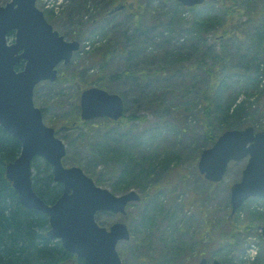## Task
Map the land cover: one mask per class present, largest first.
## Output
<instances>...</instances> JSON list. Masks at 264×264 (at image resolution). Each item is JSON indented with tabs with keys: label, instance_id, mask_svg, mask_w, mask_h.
I'll return each mask as SVG.
<instances>
[{
	"label": "rangeland",
	"instance_id": "obj_1",
	"mask_svg": "<svg viewBox=\"0 0 264 264\" xmlns=\"http://www.w3.org/2000/svg\"><path fill=\"white\" fill-rule=\"evenodd\" d=\"M7 1L0 0V5ZM230 1L203 0L193 6L178 0L37 3L55 29L79 42L71 61L58 65V79L38 83L33 97L44 122L66 145L64 165L80 167L116 195L134 191L139 197L129 201L126 215L97 214L106 227L116 221L127 225L129 238L116 246L121 264H198L206 255L220 264H264L260 237L253 230L239 232L249 224L253 203H264V197L249 198L238 209V245L221 248L218 242L219 230L231 229L224 235L227 243L234 232L226 218L230 186L240 179L247 158L231 162L217 183L207 181L197 166L201 151L213 144L204 137L207 121L214 134L246 126L264 131V0ZM118 4L124 7L104 16ZM195 6V11L210 16L203 25L194 26V11L186 10ZM229 6L233 14L225 15L223 8ZM90 37L94 38L85 49L82 41ZM109 40L123 51L115 50L100 69L98 52ZM131 67H141V76L130 75ZM148 69L161 76L143 78L142 71ZM216 72L220 74L215 77ZM213 77L216 92L208 102V114L205 88ZM94 86L122 95V118L105 128L101 118L93 119V129L83 123L66 126L75 112L85 121L79 97ZM189 89L193 91L185 93ZM225 105L229 116L223 124L220 113ZM105 137L108 151L132 147L129 151L143 162L151 153L154 164H149L144 182L136 178L126 189L113 190L120 168L112 169L120 164L93 155V146L102 145ZM152 189L157 190L155 203H148Z\"/></svg>",
	"mask_w": 264,
	"mask_h": 264
},
{
	"label": "water",
	"instance_id": "obj_2",
	"mask_svg": "<svg viewBox=\"0 0 264 264\" xmlns=\"http://www.w3.org/2000/svg\"><path fill=\"white\" fill-rule=\"evenodd\" d=\"M186 6L203 0H178ZM114 6L110 13L122 9ZM13 33V40H8ZM79 47L76 40H66L46 20L36 0H9L0 5V127L21 143L20 154L6 164L5 173L18 194L20 203L45 213L52 239L85 259L89 264H121L117 243L129 238L122 221L101 226L96 214L101 211L126 215L129 201L138 199L134 191L113 194L87 176L78 166H64L65 143L42 119L34 104L35 86L41 81L54 82L60 63L70 62ZM24 65L17 69L21 61ZM80 117L85 120L107 117L118 120L123 115L122 97L100 87L83 90L79 97ZM34 157L45 159L52 167L53 179L62 184L61 195L46 203L32 188L31 163ZM247 158L241 177L230 187V203L235 210L247 198L264 197V131L252 126L227 129L213 144L201 151L198 171L210 182H219L230 161ZM200 264H206L202 259ZM212 264H219L215 259Z\"/></svg>",
	"mask_w": 264,
	"mask_h": 264
},
{
	"label": "trees",
	"instance_id": "obj_3",
	"mask_svg": "<svg viewBox=\"0 0 264 264\" xmlns=\"http://www.w3.org/2000/svg\"><path fill=\"white\" fill-rule=\"evenodd\" d=\"M229 2L231 3L230 0ZM179 6L185 8L180 4ZM195 8L196 6L186 7V10L194 11V26L203 25L209 20L210 16L203 15V13L201 14L199 10L195 11ZM223 10L225 15L233 14L230 6L225 9L223 8ZM108 15H110L109 12L104 14V16ZM92 39L93 38L90 37L87 40L92 42ZM112 42L114 41L109 40L108 43H106L107 46L101 52H98V56L100 57L97 61L100 69H104L108 58L111 57L115 50L123 51V49H120L121 46L113 47L112 45L114 43L112 44ZM126 53L128 57L132 55L131 52L127 51ZM23 65L24 61L21 60L16 65V68L21 69ZM141 70V67H131L129 72L132 76H136L137 73L141 76ZM145 72L146 73H143L142 71L141 73L143 78L149 75L150 78L161 76L158 72L151 71V69L145 70ZM124 73L128 74L127 72ZM219 74L220 72H216L214 73V76L216 77ZM99 86L104 87L102 84ZM192 91L193 90L189 89L185 93L189 94ZM213 92H216L214 77L211 78L210 84L205 88L204 100L206 105L204 110L207 111L208 114H210L208 102ZM225 107L226 105L223 106L220 113L221 123L223 124L227 122L229 116L225 113V109H227ZM78 116L79 114L75 112L71 119H67L69 122H67L66 126L75 127V124L83 123L90 125L89 129L96 127L94 122H92L93 120H90V122L81 121ZM101 119H103V123L100 125L101 127L105 128L108 127L110 123H113L112 120L106 118ZM204 125V129H206L204 131V137L212 144L219 134H214L212 132V124L210 122L208 123L207 121ZM55 134L57 135L56 130ZM93 147L94 159H114L117 161L116 163L120 164L119 167L116 168V166H114V169H112L114 172H117L120 168L118 176L112 185L114 191H122L126 189L130 182L136 178H139V180L141 179L142 182L146 180V175L149 174V164L153 163L150 159V152L145 154L148 161L144 159L143 162L140 158L135 157V155L132 154V151H129L132 147L129 149L123 148L122 151L115 149L114 152L109 148L108 151L107 147L109 146L106 137L105 142L102 145L96 143ZM111 147L113 146L111 145ZM20 150V141L0 127V264H89L85 259L78 257L75 253L64 248L60 240L52 239L48 236L47 232L50 225L48 216L45 213L32 208H27L20 203L18 194L13 188L11 181L7 179L5 173L6 164L14 161V159L20 154ZM31 165L32 169L35 168L32 175L33 190L46 203H53L62 193V184L53 180L52 167L45 159L34 157ZM183 177L186 180V176L183 175ZM183 183H185V181ZM155 192H157V190L152 189L151 195L148 198V203H155ZM98 222L100 223V221ZM100 224L103 225L105 223L102 222ZM221 240V242H218L222 245L225 238L222 237Z\"/></svg>",
	"mask_w": 264,
	"mask_h": 264
},
{
	"label": "flooded vegetation",
	"instance_id": "obj_4",
	"mask_svg": "<svg viewBox=\"0 0 264 264\" xmlns=\"http://www.w3.org/2000/svg\"><path fill=\"white\" fill-rule=\"evenodd\" d=\"M13 36H14L13 34L9 33L8 40L12 41ZM78 106L80 107V104H78ZM243 204L244 203H241L240 206H238L235 210H233L231 207V203H230V211H229L228 215L226 216V218H227V221H229V223L232 224V228H233L234 232L228 236V238H227L228 243L226 242L227 240L225 239L224 243L221 245V248L231 247V245H238V232L235 231V228L237 227L236 219H238L237 218V212L239 211L238 209ZM247 216H249V219L246 222H248L249 224L244 229H239V232H241L243 230L246 231V233L249 231H252V230H253V233L256 232V234L260 237V240L262 241V245H263L262 246V252L264 254V203H253V211H249V213H247ZM221 221H222V219L216 220V222L219 224ZM219 227H218V230H219ZM230 230H226V231H220L219 230L218 241L221 242L222 241L221 238L224 237V235L226 233H229ZM202 259L206 260V264H212L213 261L215 260L214 258H212V259L207 258V255H206V257L200 258L198 264H200V261ZM219 264H220V262H219Z\"/></svg>",
	"mask_w": 264,
	"mask_h": 264
}]
</instances>
